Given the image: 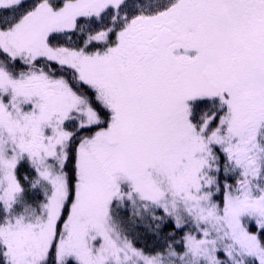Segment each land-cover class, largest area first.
Segmentation results:
<instances>
[{
	"label": "snow or ice",
	"instance_id": "snow-or-ice-1",
	"mask_svg": "<svg viewBox=\"0 0 264 264\" xmlns=\"http://www.w3.org/2000/svg\"><path fill=\"white\" fill-rule=\"evenodd\" d=\"M0 264H264V0H0Z\"/></svg>",
	"mask_w": 264,
	"mask_h": 264
}]
</instances>
